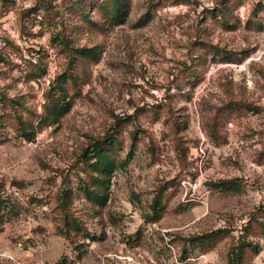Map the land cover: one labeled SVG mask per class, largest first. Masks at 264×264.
<instances>
[{
  "label": "rangeland",
  "instance_id": "rangeland-1",
  "mask_svg": "<svg viewBox=\"0 0 264 264\" xmlns=\"http://www.w3.org/2000/svg\"><path fill=\"white\" fill-rule=\"evenodd\" d=\"M0 264H264V0H0Z\"/></svg>",
  "mask_w": 264,
  "mask_h": 264
},
{
  "label": "trees",
  "instance_id": "trees-1",
  "mask_svg": "<svg viewBox=\"0 0 264 264\" xmlns=\"http://www.w3.org/2000/svg\"><path fill=\"white\" fill-rule=\"evenodd\" d=\"M79 55H80V53H79ZM111 144V140H110V138L109 137H105V138H103L102 140H98L97 142H95V144L92 146V151H97V152H99L98 153V156H99V154L101 153V152H103V148L105 147V146H108V145H110ZM101 157V156H100ZM100 168V167H99ZM233 256H234V253H233ZM234 260H235V258H234Z\"/></svg>",
  "mask_w": 264,
  "mask_h": 264
}]
</instances>
